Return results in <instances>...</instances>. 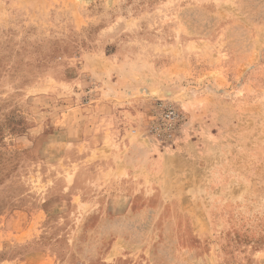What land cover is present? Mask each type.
<instances>
[{
    "label": "rangeland",
    "instance_id": "374dc122",
    "mask_svg": "<svg viewBox=\"0 0 264 264\" xmlns=\"http://www.w3.org/2000/svg\"><path fill=\"white\" fill-rule=\"evenodd\" d=\"M0 264H264V0H0Z\"/></svg>",
    "mask_w": 264,
    "mask_h": 264
},
{
    "label": "built area",
    "instance_id": "2783aa9c",
    "mask_svg": "<svg viewBox=\"0 0 264 264\" xmlns=\"http://www.w3.org/2000/svg\"><path fill=\"white\" fill-rule=\"evenodd\" d=\"M158 112V125L160 129H165L166 131L173 130L179 123V115L176 110L168 104H160L157 107Z\"/></svg>",
    "mask_w": 264,
    "mask_h": 264
}]
</instances>
